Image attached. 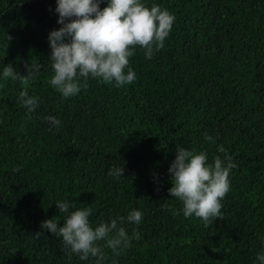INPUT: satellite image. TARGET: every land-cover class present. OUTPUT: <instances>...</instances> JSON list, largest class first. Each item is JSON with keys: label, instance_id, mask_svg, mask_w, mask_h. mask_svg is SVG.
<instances>
[{"label": "trees", "instance_id": "obj_1", "mask_svg": "<svg viewBox=\"0 0 264 264\" xmlns=\"http://www.w3.org/2000/svg\"><path fill=\"white\" fill-rule=\"evenodd\" d=\"M146 2L175 19L150 59L135 46V81L88 77L64 98L47 83L55 0H0V67L39 65L27 81L0 80V264H95L40 229L53 216L63 223L56 199L90 208L92 225L142 212L139 224L123 223L138 234L127 247L98 242L103 264H252L264 235V0ZM21 89L38 99L31 113ZM176 145L209 160L222 145L234 161L221 215L207 226L172 214L181 207L167 192ZM112 166L122 176L108 175Z\"/></svg>", "mask_w": 264, "mask_h": 264}, {"label": "clouds", "instance_id": "obj_2", "mask_svg": "<svg viewBox=\"0 0 264 264\" xmlns=\"http://www.w3.org/2000/svg\"><path fill=\"white\" fill-rule=\"evenodd\" d=\"M101 2L55 0L52 11L56 13L60 26L47 33L48 60L52 70L47 83L64 98L75 95L82 84L86 86L88 77L112 82L116 87L134 82L136 75L129 66V58L136 51L135 46H140L145 58L150 59L154 51L164 45L175 19L170 11L155 2L149 5L146 0H106L100 7ZM38 69V64H27L26 72L21 74L11 63L3 64L0 80L27 81ZM17 100L24 106L26 114L38 104L37 97L23 89L18 92ZM44 119L49 127H59L56 116L49 114ZM205 139L212 138L205 135ZM217 152L224 155L209 160L203 150L176 145L167 169L170 174L167 192L181 204L178 210L172 209L173 215L195 216L205 226L221 215V200L229 190V174L235 164L222 145H217ZM13 170H17L16 166ZM122 172L123 168L112 166L107 174L119 178ZM54 202L58 213L62 214L63 223H58L53 216L42 220L39 227L58 236L67 252L78 254L81 260L94 257L95 264H103L106 253L99 241H103L113 253H118L128 246L131 236L138 235L126 232L123 223L139 224L142 219L139 209H130L126 216L110 217L107 222L92 225L88 219L90 208L76 207L67 199ZM259 240L260 248L252 264H264V235L259 236Z\"/></svg>", "mask_w": 264, "mask_h": 264}]
</instances>
